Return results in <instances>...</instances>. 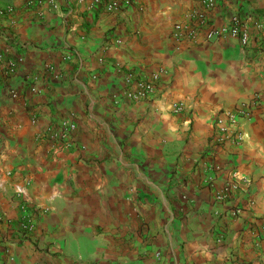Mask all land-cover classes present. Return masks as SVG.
I'll list each match as a JSON object with an SVG mask.
<instances>
[{
	"label": "crops",
	"instance_id": "1",
	"mask_svg": "<svg viewBox=\"0 0 264 264\" xmlns=\"http://www.w3.org/2000/svg\"><path fill=\"white\" fill-rule=\"evenodd\" d=\"M197 5L0 0V211L13 222L0 264H264V102L234 128L243 142L210 150L221 111L264 97V0L211 14L217 27L245 16L247 47L204 32L179 46L174 26ZM132 75L158 76L141 103L122 99ZM67 120L77 129L57 146L48 132ZM229 168L251 181L235 218L215 202Z\"/></svg>",
	"mask_w": 264,
	"mask_h": 264
},
{
	"label": "built area",
	"instance_id": "2",
	"mask_svg": "<svg viewBox=\"0 0 264 264\" xmlns=\"http://www.w3.org/2000/svg\"><path fill=\"white\" fill-rule=\"evenodd\" d=\"M92 1L97 6L103 7L107 12H120L131 5L141 4L142 2V0ZM220 1L223 0H198V5L189 12L187 21L175 24L172 36L179 46L195 41L199 34L203 32L205 33V39L209 42L230 36L238 38L243 47L249 45L250 33L248 28H245V16L237 13L222 27H217L213 23L211 14L219 6ZM157 81V75L151 77L140 75L138 77H134V75L128 76L122 99L132 103L145 101L155 93ZM11 94L13 96L17 95L15 90H12ZM262 102H264L263 95L257 93L252 97L250 102L240 103L232 110L221 111L215 121V132L211 139L210 150L214 152L230 140L235 144L243 142L244 134L234 128L239 124L240 120H251L254 115V108ZM184 109L185 105L183 103H177L173 106V113L180 114ZM62 125H64V129L61 134L53 130L48 132V139L52 140L57 146H63L69 135L77 129V125L73 120H67ZM217 168L219 170L220 167ZM227 171L228 178L224 186L216 191L215 202H233L236 206L231 210L230 216L235 218L242 211L239 202L240 196L245 193L246 189H251V181L241 177L235 168H229ZM250 204L252 205L253 201ZM2 223H7L9 227L13 226V222L7 219L5 214L0 211V224ZM35 223L34 213L24 208L19 220L18 231L23 236H27L35 230Z\"/></svg>",
	"mask_w": 264,
	"mask_h": 264
}]
</instances>
